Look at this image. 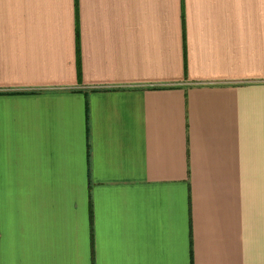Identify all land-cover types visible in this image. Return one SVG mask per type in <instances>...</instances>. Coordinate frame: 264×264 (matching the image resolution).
Here are the masks:
<instances>
[{
  "label": "crops",
  "instance_id": "obj_1",
  "mask_svg": "<svg viewBox=\"0 0 264 264\" xmlns=\"http://www.w3.org/2000/svg\"><path fill=\"white\" fill-rule=\"evenodd\" d=\"M0 264H264V0H0Z\"/></svg>",
  "mask_w": 264,
  "mask_h": 264
}]
</instances>
